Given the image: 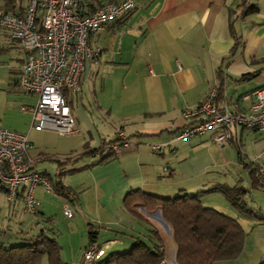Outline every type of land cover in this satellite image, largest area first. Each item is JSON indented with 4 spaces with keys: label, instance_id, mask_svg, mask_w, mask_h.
<instances>
[{
    "label": "crops",
    "instance_id": "crops-1",
    "mask_svg": "<svg viewBox=\"0 0 264 264\" xmlns=\"http://www.w3.org/2000/svg\"><path fill=\"white\" fill-rule=\"evenodd\" d=\"M26 4L27 0H20V10ZM251 6L256 11L245 15L244 10ZM0 7L13 11L12 0H0ZM233 33L239 43L235 54ZM89 42L99 47L101 54L85 64L78 91L66 93L75 131L60 136L51 130L32 129L28 108L36 103V97L16 88L25 52L7 30L0 28V127L28 138L32 144L29 156L36 161V172L53 181L62 173L59 181L75 193L72 204L80 207L82 201L73 185L63 181L65 173L81 174L82 187L88 189L91 185L96 189L100 199L95 198L93 208L97 215L103 207L104 213L112 212L111 208L100 206L102 203L121 204L135 219L125 207L126 198L134 193L172 199L216 185L227 186L220 184L217 172L225 165L220 156L233 147L238 162L243 164L240 147L244 146L246 132L250 152L244 150V155L264 166V136L258 131L231 127L228 143L220 147L212 143L210 132L186 141L174 140V134L188 123L181 118L182 111L197 107L211 87H216L215 104L219 109L244 114L252 102L247 97L264 86L259 79L264 69V0H245L243 6L242 0H135L127 17L96 32ZM243 76L248 78L242 79ZM258 79L259 83L254 82ZM119 131L126 135L130 145L118 155L102 160L99 153H90L103 141L115 140ZM153 145L161 147L154 150ZM46 160L58 164L54 177L48 172L50 165L40 164L39 169L36 166ZM251 164L243 167L249 171ZM214 194H205L200 199L202 206L219 204L216 209L234 218L229 204H220ZM44 195L42 187L37 186L33 196L41 207L33 215L24 211L20 198L8 202L0 189V228L22 213L23 218L27 214L37 222L26 229L29 233L42 231L41 223L47 226L52 220L44 214ZM58 198L62 204L69 203ZM23 218L13 223L18 229H24ZM234 219L244 232L249 225L248 232L256 234L258 248L248 259V247L244 244L238 259L217 264H258L264 259V224ZM123 232L119 234L141 238L133 229ZM97 239L96 233V243ZM86 245L80 250V261ZM128 245L117 240L111 250H125ZM173 254L174 245L169 243L165 246L167 262L173 261Z\"/></svg>",
    "mask_w": 264,
    "mask_h": 264
},
{
    "label": "built area",
    "instance_id": "built-area-1",
    "mask_svg": "<svg viewBox=\"0 0 264 264\" xmlns=\"http://www.w3.org/2000/svg\"><path fill=\"white\" fill-rule=\"evenodd\" d=\"M134 6L135 0H27L20 10V0H12L13 11L0 7V28L7 30L25 52L16 88L36 97V103L28 108L33 130H51L60 136L75 131L64 94L78 91L85 64L100 55V48L91 46L88 38ZM216 94L213 86L197 107L182 111L181 118L188 123L174 134V140L186 141L210 132L212 143L223 146L228 143L231 127L258 131L264 136V86L247 97L252 102L244 114L219 109L215 104ZM129 145L126 135L119 131L116 142L106 147L118 155ZM160 147L153 145L152 149ZM31 148L24 134L0 127V189L8 202L20 198L24 211L34 214L41 207L33 196L35 188L42 187L45 194L52 192V188L48 179L34 170L36 161L29 156ZM61 212L67 219L73 217L66 202ZM113 244V241L102 245L88 243L82 264L99 261ZM160 264L167 263L162 260Z\"/></svg>",
    "mask_w": 264,
    "mask_h": 264
},
{
    "label": "trees",
    "instance_id": "trees-1",
    "mask_svg": "<svg viewBox=\"0 0 264 264\" xmlns=\"http://www.w3.org/2000/svg\"><path fill=\"white\" fill-rule=\"evenodd\" d=\"M6 1L9 2L11 0ZM104 1L116 2L120 0ZM244 2L245 0H242V6ZM253 11H256L254 6L246 7L244 14H251ZM130 12L132 10L115 21L127 17ZM233 38L232 53L234 52L235 54L239 43L234 33ZM247 78L248 76L242 77V79ZM66 93L64 95L67 100ZM115 142L116 139L108 142L103 141L99 148L91 150L90 153H99L102 160H107L113 157L114 154L106 146ZM248 172L252 188L262 185L258 175L261 171L258 168L255 169L250 166ZM60 175H62L61 172L58 173V180L56 181L46 178L51 184L54 195L63 198L65 201L72 202L75 199V193L70 188L62 185L59 181ZM246 192L247 190L240 186L216 185L194 195L181 194L172 199L140 193L129 194L130 196L125 200L127 211L132 216L142 220L143 215L138 209L144 212L158 210L162 220L168 226L169 234L163 235L151 226V229H148L147 234H145L146 239L132 236L134 242L127 252L116 253L107 251L99 261L92 264H160L162 260L166 261L165 246L169 243L174 245V254L173 263L166 261L167 264H217L234 261L243 252L245 232L236 219L212 208L203 207L200 199L202 197L201 194L219 193L229 206L236 211L238 216L264 224V213L261 210L247 207L244 200ZM36 214L37 212L33 215ZM3 233L0 230V237ZM16 233L18 238L14 237V239L8 240L10 242H4L0 239V264H38L43 256H46L48 264H67L59 257L60 247L53 237L44 232V228L36 234H31L28 231ZM96 233L94 225L89 224L87 229L89 243L95 242ZM12 240H18L19 242L11 243ZM258 264H264V259L259 261Z\"/></svg>",
    "mask_w": 264,
    "mask_h": 264
},
{
    "label": "rangeland",
    "instance_id": "rangeland-1",
    "mask_svg": "<svg viewBox=\"0 0 264 264\" xmlns=\"http://www.w3.org/2000/svg\"><path fill=\"white\" fill-rule=\"evenodd\" d=\"M260 76V75H259ZM258 76V77H259ZM260 84L264 82V69L261 70V76L259 77ZM259 79L257 81H254L256 83H259ZM246 134H244L242 147L241 148V159L243 164H249L252 162V168L257 169V166H259L261 173L258 175L260 176L259 181L262 185L258 186L257 188L251 187V178L248 174L247 169L243 167V164H240L237 159L236 150L232 147L231 149H228L224 153L221 154L220 160H222L225 165L218 168L217 172L220 174V184H226L229 187L232 186H240L247 190L244 200L247 204V207L253 208L255 210H261L264 213V166L261 164L259 160L251 159L249 156L246 157L243 153L245 150L247 153L250 152L248 148V143L246 141ZM112 138V135L108 137V139ZM220 147V146H218ZM235 160V161H234ZM221 161V162H222ZM40 164H46L50 165L52 169H48L49 174H51L52 177L55 176L56 167L58 164L56 162L51 161H41L38 166V169L40 168ZM37 169V170H38ZM63 181L67 184L73 185V189L79 194V199L82 206H75L72 204V202L67 203L71 211L73 212V219L69 220L63 217L61 212V206L62 203L60 202L59 198L56 197L52 192H48L43 196V201L46 202L44 205V211L45 216L50 217L51 223L47 226L43 225L41 223V228H44L47 234H49L57 245L60 247L59 257L60 259L67 263V264H82V260L80 261V250L84 248V246L87 244V224L90 223L94 225L95 230L97 231V243L104 244L106 242H109L111 240L113 243H117V240H124L126 245L128 247L124 249H118V247H115L111 250L112 246L110 247V252H116V253H124L127 252L133 242L134 239L130 235H122L119 233H124V229H133L136 232H139L141 234V237L143 239H146L145 234H147V230L151 229V226L156 228L158 231H160L163 235H168L169 229L166 223L162 220L160 213L158 210H153L151 212H144L141 209H138V211L143 215L142 221L135 219L131 217L122 207V205H114V204H101L100 206L104 205L109 208H111V213H104V207L101 209L99 206V211L101 214L97 215L96 209L93 208V201L95 200L96 195V189L93 188V186L82 187L81 185V174H73L68 176L67 173L63 175ZM257 185V183H256ZM36 196L39 194V191L36 190ZM217 197L218 201H220V204L223 205V203H227L224 199V197L216 193L214 194ZM201 199H203L206 195L201 194ZM100 199V198H97ZM214 204V203H212ZM215 206H220L219 204L215 203ZM217 207H210L214 210H217L219 212V209H216ZM230 207V206H229ZM83 208V211L89 215V217L81 210ZM209 208V207H208ZM80 209V210H79ZM230 210L232 211L231 214L235 216L234 218L237 219H245L248 221H252L249 218H242L238 216L236 211L230 207ZM230 214V213H229ZM23 214L20 213V217L18 219L23 218ZM17 219V220H18ZM17 220H12V222L7 221L5 227L0 230H2L4 233L1 235L0 239L4 242H10L8 240L14 239L16 237V231L19 232L20 230L23 232L26 229L28 230L29 227L34 226L37 222L32 220V217L25 214L23 218V226L24 229H18L14 226L13 223L18 222ZM147 221V222H146ZM246 223V222H245ZM153 224V225H151ZM243 226L245 224L243 223ZM248 227H245L247 234L244 239V244L248 247L246 248V258H252L255 255V248L257 247V241H256V234H249ZM26 230V231H27ZM44 231V232H45ZM23 237V236H22ZM18 238V237H16ZM18 240H12L11 243H18ZM88 245V244H87ZM86 245V246H87ZM260 246V243L258 244ZM258 248V247H257ZM250 251V252H249ZM258 251V250H257ZM245 257V256H244ZM38 264H48L46 256H43L41 261L38 262ZM241 264V262H239Z\"/></svg>",
    "mask_w": 264,
    "mask_h": 264
}]
</instances>
